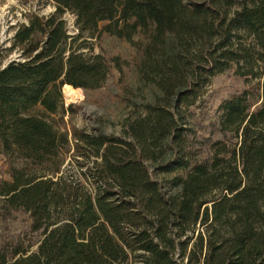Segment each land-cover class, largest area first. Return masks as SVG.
Segmentation results:
<instances>
[{
	"label": "trees",
	"instance_id": "16d2710c",
	"mask_svg": "<svg viewBox=\"0 0 264 264\" xmlns=\"http://www.w3.org/2000/svg\"><path fill=\"white\" fill-rule=\"evenodd\" d=\"M52 3L0 51V218L23 211L39 235L33 250L0 241V264H264V0ZM100 31L135 47L139 80L159 91L121 137L63 120L64 85L95 90L122 70L117 57L87 54ZM229 68L256 81L257 95L244 89L218 105L219 132L236 141L216 139L196 159L181 110L194 103L195 79ZM147 163L182 171L186 200Z\"/></svg>",
	"mask_w": 264,
	"mask_h": 264
},
{
	"label": "rangeland",
	"instance_id": "374dc122",
	"mask_svg": "<svg viewBox=\"0 0 264 264\" xmlns=\"http://www.w3.org/2000/svg\"><path fill=\"white\" fill-rule=\"evenodd\" d=\"M53 9L52 0H0V51L10 46L16 26L26 23L28 15L46 16ZM64 19L68 33L74 34L72 15L66 13ZM102 26L103 23L99 24L100 29ZM90 43L87 54H100L108 59L117 57L122 61V70L118 72L113 69L98 89L78 88L81 95L75 100L68 99L62 92L63 120L67 129L74 126L88 132L121 137L122 125L126 118L140 112L143 104L153 101L159 95V91L153 84L139 80L132 64L137 53L130 43L102 31ZM16 57V53H10L3 60V64ZM192 83H195L193 88L196 98L191 106L182 108L181 126L186 129L187 145L191 154H195L196 159L201 160L209 157L207 147L212 141L223 137L230 144L236 141L231 134L223 135L219 132L218 105L224 99L239 94L244 89L251 91V99L254 100L258 89H256V81L246 84L241 77L234 74L232 68L209 77L204 84L197 83L196 79ZM122 85L126 87L125 90ZM147 165L151 177L159 181L170 196L178 201L186 200L187 185L182 171L176 170L165 174L160 173L154 164L147 163ZM5 170L4 160L0 156V174L7 178ZM38 237V233L31 231L27 213L18 211L5 220L0 218V241H20L25 246H31L33 250ZM73 246L69 249L70 255L73 253ZM74 250L79 254L80 245L77 244Z\"/></svg>",
	"mask_w": 264,
	"mask_h": 264
},
{
	"label": "bare ground",
	"instance_id": "6f19581e",
	"mask_svg": "<svg viewBox=\"0 0 264 264\" xmlns=\"http://www.w3.org/2000/svg\"><path fill=\"white\" fill-rule=\"evenodd\" d=\"M79 89L78 88H73L69 85H64L62 87V92L64 93L65 97L71 100L77 99L81 94H79Z\"/></svg>",
	"mask_w": 264,
	"mask_h": 264
}]
</instances>
